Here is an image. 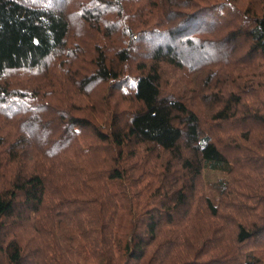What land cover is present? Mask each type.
<instances>
[{
	"label": "trees",
	"instance_id": "trees-1",
	"mask_svg": "<svg viewBox=\"0 0 264 264\" xmlns=\"http://www.w3.org/2000/svg\"><path fill=\"white\" fill-rule=\"evenodd\" d=\"M0 264H264V0H0Z\"/></svg>",
	"mask_w": 264,
	"mask_h": 264
}]
</instances>
